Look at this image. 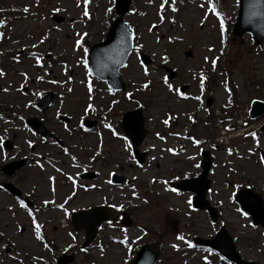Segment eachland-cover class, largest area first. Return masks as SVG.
Returning a JSON list of instances; mask_svg holds the SVG:
<instances>
[{"label": "rangeland", "instance_id": "obj_1", "mask_svg": "<svg viewBox=\"0 0 264 264\" xmlns=\"http://www.w3.org/2000/svg\"><path fill=\"white\" fill-rule=\"evenodd\" d=\"M212 2L215 12L210 0H131L124 20L133 29L134 47L121 70L126 89L113 94L85 66L87 49L104 39L114 17L113 0H0V184L11 182L33 202L32 208L21 207L0 189V264H56L63 254L72 256L69 264H129L133 251L150 243L160 250L156 264H229L193 245L194 238L212 239L222 227L245 261L264 264V231L252 227L233 202L240 188L264 199V133H256L264 116L252 121L247 114L253 98H264V45L255 48L248 35L232 37L237 0ZM54 15L63 20L53 21ZM140 53L150 65L140 63ZM161 66L174 71L175 80L165 83ZM180 85L190 90L180 95ZM204 90L213 99L208 113L201 109ZM44 91L55 100L42 118L61 145L41 141L23 121L40 115L34 102ZM139 106L148 130L140 146L148 153L142 165L114 129L123 112ZM94 114L104 117L103 124L80 130L77 122ZM5 140L11 142L8 151ZM183 146L184 154L174 153ZM201 150L212 160L206 199L216 209L214 223L205 211L189 207L191 193L170 186L200 173L195 165ZM18 161L23 163L13 176L2 173ZM112 175L123 181L112 183ZM100 204L113 206L131 223L102 225L82 248L84 234L74 232L67 218Z\"/></svg>", "mask_w": 264, "mask_h": 264}, {"label": "water", "instance_id": "obj_2", "mask_svg": "<svg viewBox=\"0 0 264 264\" xmlns=\"http://www.w3.org/2000/svg\"><path fill=\"white\" fill-rule=\"evenodd\" d=\"M127 4L128 0H126L125 8L123 10H120L121 15L127 11ZM240 5L242 8L235 26L236 32L239 33L238 35H241L243 32L247 31L251 33L253 37L259 38L260 42L263 41L264 0H259V3H257V0H241ZM120 22V18L115 21L114 25L108 31L107 40L102 44L94 46L89 54V61L93 72L98 71L100 74H106L110 67V64H112L113 61H117L116 68L110 75V77L116 82H119L118 69L123 66V63L132 48V32L131 30L127 29V36H125V38L123 36H120V31L118 30L119 27L116 26V23ZM257 38L255 39L258 40ZM120 43H124V45L122 44L121 46ZM115 47L118 48L115 50ZM114 54H116V57H114L113 60L109 61V56H113ZM173 77L174 74L171 73L168 78L171 79ZM43 99L46 100L48 105L51 99V95L46 94L45 96H43L42 100ZM263 111L264 106L259 105L257 102H254L250 114L252 117H256ZM124 119L127 120V127L130 129L128 135L133 142V152L135 153L137 160L141 163L143 160V155L139 154L137 151V146L143 140V137L145 135V130H143L142 128L141 109H137L132 113L126 114ZM28 123L30 125L40 126L38 123L34 124L32 120L28 121ZM204 155L205 159L201 164L203 170L201 176L188 182H181L180 185L176 186L182 190L186 189L195 191L197 195L193 198V203L196 207L201 209L207 207V204L204 201V195L208 187V181H206L205 178L210 166V161L207 154L204 153ZM114 180L116 182L121 181V179L118 178H114ZM199 182H201L202 184L198 185ZM9 189L13 190L11 186ZM235 201L239 204V206L245 213L251 216L253 225L260 224L264 227V205L260 197L255 196L249 190H242L236 197ZM113 215L114 212L110 209L96 207L74 215L72 217V224L76 229H78V224L80 225V223H89L87 225L90 226V228L85 229L87 237L86 243H89L96 233V227L106 220L113 219ZM219 237H222L223 240L219 241L218 243H216L217 240H214L215 242H211L209 243V245L217 249L225 258L229 259L235 264H254L243 262L240 259L239 255L235 252V248L231 243L229 237L224 234V231H221V233L218 235V238ZM153 247V245L143 247L138 254V257L136 258L134 264H152L158 257V252H152ZM145 253L147 254L145 255Z\"/></svg>", "mask_w": 264, "mask_h": 264}, {"label": "snow or ice", "instance_id": "obj_3", "mask_svg": "<svg viewBox=\"0 0 264 264\" xmlns=\"http://www.w3.org/2000/svg\"><path fill=\"white\" fill-rule=\"evenodd\" d=\"M84 3L87 4V3H88V0H84ZM257 3H259V0H257ZM209 7L211 8V10H212L213 12H215V8L212 7L211 0H210V3H209ZM160 8H161V9L164 8V4H163V3L160 5ZM175 10H176L175 8L172 9V11H175ZM25 11H27V8H25ZM108 11H111V9L109 8ZM83 15H84V16H88V15H89V13L87 12V10L84 11ZM217 15H218V13H217ZM2 24H3V21H0V25H2ZM220 30H221V33H223V31H224V22H223V20L220 21ZM75 44H76V46H80L81 41H80L79 39H77V40L75 41ZM205 59L207 60V57H206ZM37 63H39V60H37ZM212 65H213V67H215V65H216V59H215V58L212 60ZM85 66H86V65H85ZM144 72H145V75L148 74V73H147V69H144ZM0 75H3V73L0 72ZM37 79H40V77H37ZM204 80H205V77H204L203 75H201V77H200V86H201V88H203V86H204ZM165 83H167V78H165ZM147 86H148L147 84L144 85L145 88H146ZM168 88L171 90V89H172V85H171V84H168ZM5 91H6V89H5ZM89 91H91V88H89ZM177 91L179 92V90H177ZM129 95H130V94H129ZM196 99H199V97H196ZM89 109H91V105H89V108L86 109V111L89 110ZM164 123L167 124V123H168V120H165ZM105 126L107 127L108 125H105ZM114 134H115V133H114ZM161 139H162V137H161ZM194 143H197V144H198L199 141H194ZM30 146H31V145H30ZM128 147L130 148L131 145H128ZM168 151L171 152L172 149H169ZM259 162H260V164L264 165V157H262V158L260 159ZM195 166H196V167H199V165H195ZM69 179H71V177H69ZM171 191L175 192L176 189L173 188V189H171ZM133 195H135V193H133ZM45 203H48V202L45 201ZM187 203H188L189 207L192 206V199H191V197L188 198ZM24 206H25V205L23 204V202H21V207H24ZM60 207H63V205H61ZM237 211L240 212L241 210H240L239 208H237ZM29 215H31V213H29ZM241 215H245V216H246L247 213L241 212ZM33 223L35 224V220L33 221ZM69 235H71V234H69ZM36 238H37V239H41V235H40V226H39V225L36 226ZM176 238H177V240H184V237H183L182 235H179V236H177ZM126 239H127V237H125V240H126ZM124 242H125V241H121V243H124ZM188 246L191 247L192 245L189 244ZM45 247H47V245H45ZM172 247L175 249V248L177 247V245L173 244Z\"/></svg>", "mask_w": 264, "mask_h": 264}, {"label": "bare ground", "instance_id": "obj_4", "mask_svg": "<svg viewBox=\"0 0 264 264\" xmlns=\"http://www.w3.org/2000/svg\"><path fill=\"white\" fill-rule=\"evenodd\" d=\"M118 47H115V50L117 49ZM110 58H109V61L110 60H113L114 59V57H116V54H114L113 56L111 55V56H109Z\"/></svg>", "mask_w": 264, "mask_h": 264}]
</instances>
